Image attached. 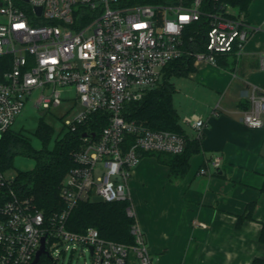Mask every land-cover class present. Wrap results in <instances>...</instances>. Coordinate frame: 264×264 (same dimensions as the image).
<instances>
[{"label":"built area","instance_id":"obj_1","mask_svg":"<svg viewBox=\"0 0 264 264\" xmlns=\"http://www.w3.org/2000/svg\"><path fill=\"white\" fill-rule=\"evenodd\" d=\"M233 9L231 0H0V139L27 102L48 111L70 100L72 91L82 109L66 121L70 131L86 124L92 113L108 115L101 133L82 137L83 146L73 155L76 166L61 186L62 212L47 216L17 186V176L0 170V264H31L43 238L48 253L40 260L63 246L89 250L92 264H153L138 221L133 172L144 152L182 154L187 140L129 120L125 108L156 89L174 60L191 56L195 63L216 66L220 54L239 57L260 27ZM203 20V49L187 47L186 35L192 32L193 47L192 28ZM260 66L264 71V52ZM260 92L253 89L250 108L243 113V123L251 129L264 127ZM184 122L195 130L194 138H203L202 116ZM212 165L218 170L221 158L215 157ZM96 198L126 203V214L134 220L133 244L107 240L94 227L83 233L67 229L74 207Z\"/></svg>","mask_w":264,"mask_h":264},{"label":"crops","instance_id":"obj_2","mask_svg":"<svg viewBox=\"0 0 264 264\" xmlns=\"http://www.w3.org/2000/svg\"><path fill=\"white\" fill-rule=\"evenodd\" d=\"M260 10L264 12V4L258 6L256 0L246 12L234 6L235 14H243L260 30L251 35L239 57L233 56L232 68L200 62L188 75L175 77L173 104L184 134L195 139L180 108L194 104L195 113L206 122L199 140L202 151L190 158L187 172L171 173L170 166L153 154L158 152L143 153L133 172L138 221L156 264H251L264 256L259 242L264 224V127L251 129L243 123L253 89L264 93ZM177 93L182 96L178 101ZM215 157L221 158L218 170L212 165ZM251 204H255L251 219L239 224Z\"/></svg>","mask_w":264,"mask_h":264},{"label":"trees","instance_id":"obj_3","mask_svg":"<svg viewBox=\"0 0 264 264\" xmlns=\"http://www.w3.org/2000/svg\"><path fill=\"white\" fill-rule=\"evenodd\" d=\"M252 1L231 0V3L246 12ZM135 2L158 4L165 0H135ZM192 30L195 36L194 45L191 47L192 44L189 43L192 32L186 35V45L202 50L203 46L199 44L204 42L206 22L203 20L195 24ZM233 56L218 55L217 65L223 69L232 68L236 63V56ZM194 64L195 59L191 56H183L172 61L164 68L159 86L149 91L141 101L127 104L124 112L129 120L147 128L171 131L186 138L187 144L182 154L153 153L160 162L167 163L171 173L176 176H183L189 169L190 158L202 151L201 142L198 139H191L184 134L180 117L173 104L175 85L172 78L188 75L194 70ZM107 124V113L95 112L90 115L86 124L78 127L77 131L69 130L63 136L54 138L53 129L41 120L36 131L37 137L42 142L41 148L34 147L23 131L10 129L0 139V170L5 172L7 168H10L17 155L33 158L35 167L31 171L17 174V186L25 195L33 197L35 203L47 216L62 212L66 204L60 196L61 186L66 175L76 166L73 155L83 146V134L99 135ZM261 193L264 194V181ZM254 209L255 204L249 205L246 216L239 217L238 223L251 219ZM133 223L134 220L126 214V203H107L101 199H95L79 202L74 207L67 221V229L75 233H83L88 228L94 227L107 240L131 245L135 241L131 233ZM259 242L264 245V224L259 235ZM48 258L42 257L40 262L49 260ZM251 264H264V256L256 257Z\"/></svg>","mask_w":264,"mask_h":264},{"label":"rangeland","instance_id":"obj_4","mask_svg":"<svg viewBox=\"0 0 264 264\" xmlns=\"http://www.w3.org/2000/svg\"><path fill=\"white\" fill-rule=\"evenodd\" d=\"M258 6L264 4L263 0H256ZM262 10V9H261ZM259 11L261 19L264 18V12ZM262 31H264V24L262 25ZM177 78L173 77L172 82L177 83ZM70 100L64 101V103L57 108H51L50 110L37 109L33 102L26 103L25 108L20 116H18L12 126L15 131H23L24 135L30 138L32 144L36 148H41L42 142L37 137L36 131L38 130L39 123L43 120L47 125L53 129L54 138L63 136L69 132V129L65 126L67 120H72L82 109L79 102L75 100V92L72 91ZM182 97L179 93L176 94V101ZM177 104V103H176ZM179 109V105H177ZM183 112V113H182ZM185 112V113H184ZM198 112L194 104L189 107L180 108V114L187 116H193ZM35 167V160L31 157L23 155H17L10 168L5 170L7 177L17 176L19 172L31 171ZM52 258V259H51ZM51 258L44 260L39 264H92V258L89 250L82 251L81 247H77L75 250H65L63 246H59L51 251ZM139 264V263H137ZM153 264L156 262L153 260Z\"/></svg>","mask_w":264,"mask_h":264},{"label":"water","instance_id":"obj_5","mask_svg":"<svg viewBox=\"0 0 264 264\" xmlns=\"http://www.w3.org/2000/svg\"><path fill=\"white\" fill-rule=\"evenodd\" d=\"M39 12H40V9L38 10ZM88 136H92V137H95V134H87V133H85V134H83V138H86V137H88ZM91 251H92V249H91ZM48 252H47V250H46V246H45V238H43L42 239V246H41V248H40V250L37 252V254H36V258L34 259V261L31 263V264H38L39 263V261H40V257L42 256V255H46Z\"/></svg>","mask_w":264,"mask_h":264},{"label":"snow or ice","instance_id":"obj_6","mask_svg":"<svg viewBox=\"0 0 264 264\" xmlns=\"http://www.w3.org/2000/svg\"><path fill=\"white\" fill-rule=\"evenodd\" d=\"M186 19V18H185Z\"/></svg>","mask_w":264,"mask_h":264}]
</instances>
